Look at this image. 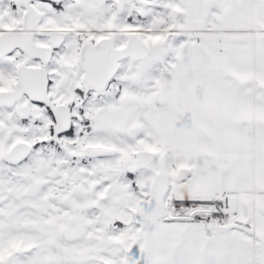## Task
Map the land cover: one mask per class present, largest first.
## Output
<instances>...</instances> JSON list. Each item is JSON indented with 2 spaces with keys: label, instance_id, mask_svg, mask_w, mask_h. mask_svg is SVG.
<instances>
[{
  "label": "snow or ice",
  "instance_id": "snow-or-ice-1",
  "mask_svg": "<svg viewBox=\"0 0 264 264\" xmlns=\"http://www.w3.org/2000/svg\"><path fill=\"white\" fill-rule=\"evenodd\" d=\"M0 264H264V0H0Z\"/></svg>",
  "mask_w": 264,
  "mask_h": 264
}]
</instances>
